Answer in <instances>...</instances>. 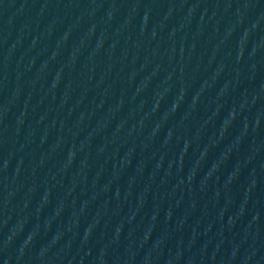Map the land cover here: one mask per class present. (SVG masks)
<instances>
[{"label": "water", "instance_id": "1", "mask_svg": "<svg viewBox=\"0 0 264 264\" xmlns=\"http://www.w3.org/2000/svg\"><path fill=\"white\" fill-rule=\"evenodd\" d=\"M0 264H264V0H0Z\"/></svg>", "mask_w": 264, "mask_h": 264}]
</instances>
